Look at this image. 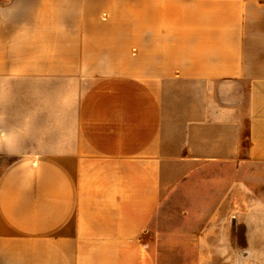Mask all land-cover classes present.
I'll return each instance as SVG.
<instances>
[{"label": "crops", "instance_id": "obj_1", "mask_svg": "<svg viewBox=\"0 0 264 264\" xmlns=\"http://www.w3.org/2000/svg\"><path fill=\"white\" fill-rule=\"evenodd\" d=\"M206 169L264 181V0H0V264H243L152 223Z\"/></svg>", "mask_w": 264, "mask_h": 264}, {"label": "rangeland", "instance_id": "obj_2", "mask_svg": "<svg viewBox=\"0 0 264 264\" xmlns=\"http://www.w3.org/2000/svg\"><path fill=\"white\" fill-rule=\"evenodd\" d=\"M2 160V163H6L8 158L4 157ZM216 173L217 170L213 169L200 170L189 187L185 185L183 190L174 195H165L160 211L152 223L163 226L187 225L197 229L207 224L224 223L226 220L228 224H232V220L236 219L237 227L232 236H236V240L243 244V264H264V225L251 226L248 224L249 218L245 216L235 218L231 215L224 218L203 215L218 208L230 209L232 212L240 210L242 213L248 209L264 208V181H248L249 189L243 194L242 200L221 202L218 200L221 186L212 177ZM261 173L264 175V170Z\"/></svg>", "mask_w": 264, "mask_h": 264}]
</instances>
